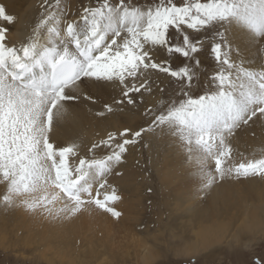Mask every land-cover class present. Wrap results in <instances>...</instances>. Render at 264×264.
Returning a JSON list of instances; mask_svg holds the SVG:
<instances>
[{"label":"snow or ice","instance_id":"6c2138e0","mask_svg":"<svg viewBox=\"0 0 264 264\" xmlns=\"http://www.w3.org/2000/svg\"><path fill=\"white\" fill-rule=\"evenodd\" d=\"M38 8L23 38L13 39L6 25L18 17L0 2L4 207L52 220L90 207L118 217L110 177L123 174L129 147L145 136L175 138L180 169L199 177L201 190L264 180V158L229 164L237 136L264 126V0H80L75 9L39 0ZM249 46L261 63L246 58ZM173 57L183 60L173 66ZM109 88L116 95L101 103ZM134 110L142 124L107 131L87 154L75 138L63 142L69 124Z\"/></svg>","mask_w":264,"mask_h":264},{"label":"rangeland","instance_id":"374dc122","mask_svg":"<svg viewBox=\"0 0 264 264\" xmlns=\"http://www.w3.org/2000/svg\"><path fill=\"white\" fill-rule=\"evenodd\" d=\"M133 2L148 5L153 4L155 0ZM176 2L179 4L180 0ZM202 59L211 70L209 58L204 56ZM182 60L183 58L173 57V66L179 65ZM166 93L172 95V88H167ZM157 99L158 95L148 98L149 102H155ZM132 113L136 114L132 124H142L139 113L135 110ZM173 143L168 141L167 137L159 140V163L165 158L169 166L175 167L174 173L162 178L158 175V172L162 171L161 167H157V172L147 165L149 154L145 150L146 138L131 146L134 163H140L142 166L134 174L124 177L122 182L111 183L119 196L118 200L112 202L114 210L120 213L118 217L90 207L75 218L52 220L39 213L29 214L20 207L6 208L0 203V264H141L136 247L131 246L127 240L128 230H140V236H149L148 234H156L157 230L161 229V237L169 238L172 236L171 231L176 234L183 228L182 221L189 222L195 217V210H207L212 215L218 209H223L224 201L211 199L207 189L201 190L199 177L181 171L182 156L178 154L177 146ZM257 178L258 182L262 180ZM4 194L5 188L0 184V201ZM190 207H193L194 211L186 210ZM227 217L223 214L219 219L225 218L227 221ZM246 230L240 239V243L246 244V248L241 244L233 248L226 245L229 242L220 243V239H217L218 244H212L213 247L206 245L205 250L191 256L180 249L175 252L165 250L166 247L159 246L158 243L154 250L160 254L150 259L148 264H194L195 261L199 264H254L255 260L264 256V226L260 230ZM48 231L51 234L56 232L63 240L59 237H49ZM41 234H46L47 238L41 239ZM92 242L96 245L93 246ZM91 244L92 250L99 248L93 254L88 251ZM201 255L209 257L203 258Z\"/></svg>","mask_w":264,"mask_h":264},{"label":"bare ground","instance_id":"6f19581e","mask_svg":"<svg viewBox=\"0 0 264 264\" xmlns=\"http://www.w3.org/2000/svg\"><path fill=\"white\" fill-rule=\"evenodd\" d=\"M0 2L5 3L8 7V11L18 17L15 24L6 25L9 28L10 35L13 39H22V25L31 23L39 14V0H0ZM67 3L75 9L78 6L79 1L67 0ZM246 58L250 61H255L257 64L261 63L260 58L256 55L255 49L251 46H249L246 51ZM113 95H116V90L109 88L100 95L99 99L101 103H103L109 101ZM97 107H99V105H97ZM135 116L136 114L132 112H126L115 116H109L104 120L86 117L77 125L69 124L67 126L64 132H62L64 138L63 142L68 143L71 138H75L76 142L80 144V152L82 154H87V148L91 146L92 141L105 136L107 131H115L116 129H122L124 127L136 128L138 125L132 124ZM140 123H143V121ZM145 138V150L149 154L147 165L152 166L157 172V167H161L162 171L158 172V175L161 178L169 173H174L175 167L173 165L169 166L167 161L164 160L165 158L159 163V140L148 136H145ZM167 138L168 141L174 142L173 139L175 138ZM173 144L176 145L175 142ZM232 147L233 156L229 161V164L231 165L238 164L247 159L264 158V126L257 123L253 125L251 129L241 132L232 142ZM132 149L133 148L130 146L128 150L129 154L126 155L123 165L119 168V171L123 174L120 176L113 174L110 177V183L115 181L122 182L124 177H129L130 174H134V172L142 166L140 163H134L135 158L134 155L131 154ZM103 154L104 150L98 149L96 152L97 157H102ZM261 181L258 182V178H249L238 181L226 180L222 183H217L207 189V193L211 199H221V201H224L225 206H223V209H218L212 215L207 210H195V217L189 222L182 221L183 228H180L176 234L171 231L172 236L169 238L161 237L163 231L161 229L157 230L158 232L156 234H148L149 236H140V230L135 232L128 230L127 240L131 246L136 247L141 264H148L150 259H154L160 254L154 250L158 243H160L159 246L166 247L165 250L169 249L175 252L180 249L185 252L186 255L191 256L198 255L200 251L205 250L206 245L213 247L211 246L212 244H218L217 239H220V243L226 241L229 242L226 245L238 247V245L241 244L240 242H242L240 241L241 235L242 233H246V229L260 230L261 227L264 226V180L263 183H261ZM186 210L192 212L194 211V208L190 207ZM223 214L228 216L227 221L225 218H221V220L219 219ZM231 220H233L232 223L230 222ZM228 225H231V227ZM76 227L78 226L76 225ZM62 232L64 233V231ZM48 233L51 238L59 237L60 240H63V238L61 239L56 232L53 233L54 235L49 231ZM42 234L40 235L41 239L44 240L47 238L46 234ZM48 240L50 241L51 239L48 238ZM94 242H92L93 246L96 245ZM46 243H48V241ZM66 245L68 244L66 243ZM202 245H205V247ZM241 245L246 248V244ZM90 246L91 247L88 248V251L90 250L89 252H91V254L95 253L97 248L95 247V249L92 250V244ZM82 254L84 255V253ZM87 255H89L88 252ZM201 257L206 258L209 257V255H201Z\"/></svg>","mask_w":264,"mask_h":264}]
</instances>
